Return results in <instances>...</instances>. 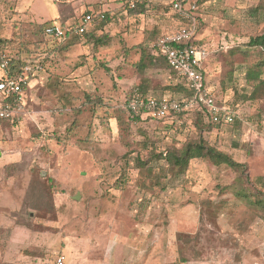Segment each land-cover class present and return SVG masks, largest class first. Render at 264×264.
Wrapping results in <instances>:
<instances>
[{"label": "rangeland", "instance_id": "obj_1", "mask_svg": "<svg viewBox=\"0 0 264 264\" xmlns=\"http://www.w3.org/2000/svg\"><path fill=\"white\" fill-rule=\"evenodd\" d=\"M261 1L198 5L207 84L239 121L199 130L193 113L165 124L125 109L140 82L153 96H183L161 89L180 82L167 69L134 66L136 45L152 46L148 32L183 23L169 0L136 15L124 0H0L4 59L43 66L23 89L19 118L0 119V264H264V213L236 197L234 171L192 159L178 175L163 159L136 160L201 136L245 164L248 178L264 176V98L240 97L252 89L246 69L264 51L230 52L264 30L262 14L250 12ZM89 8L107 13L97 29L110 36L106 45L83 34L62 48L43 36L39 25L59 9L73 23Z\"/></svg>", "mask_w": 264, "mask_h": 264}, {"label": "built area", "instance_id": "obj_2", "mask_svg": "<svg viewBox=\"0 0 264 264\" xmlns=\"http://www.w3.org/2000/svg\"><path fill=\"white\" fill-rule=\"evenodd\" d=\"M130 7H134L139 0H127ZM171 10L183 23L176 29L164 30L156 38L154 46L165 57L168 65L177 71L185 81L191 94L188 97L172 98L169 96L144 95L137 90L131 93L126 110L130 117L140 115L153 120L173 122L182 115H188L193 110L204 109L215 124L229 125L233 121V112L228 105L220 104L212 94L206 82L204 64L208 58V51L203 45L195 43L198 29L197 0H169ZM104 17L93 11L83 14L73 34L83 35L93 26L96 20ZM48 38L62 41L66 37V30L58 21H51L43 29ZM43 70L39 62H28L21 72L8 74V60L4 59L0 65V118L18 119L22 111L21 98L25 85L28 84V74L38 75ZM11 98V100H9ZM63 258L58 257L56 264H63Z\"/></svg>", "mask_w": 264, "mask_h": 264}, {"label": "trees", "instance_id": "obj_3", "mask_svg": "<svg viewBox=\"0 0 264 264\" xmlns=\"http://www.w3.org/2000/svg\"><path fill=\"white\" fill-rule=\"evenodd\" d=\"M151 1L152 0H139L134 7H130L128 1L124 0L123 5L127 9V13L129 15H136V14L145 12L146 6ZM202 1L203 0H197V5H199V3ZM170 8H171V5H170ZM99 12L93 11V13L96 15H98ZM194 12L197 16V13H196L197 9ZM250 12L253 16H260V14H262V17L264 19V0L261 1L259 5L251 7ZM86 13L87 11H85L83 14H86ZM102 13L104 17L101 20H96L93 26L91 27V29L84 33L87 38V42L95 46L106 45L110 41V36L108 35V33H104V32L97 33V29H99L102 26L100 25L101 22L104 20H107V13L106 12H102ZM173 14L175 13L173 12ZM50 22L51 21H46L39 25V27L42 28V32H43L44 26ZM58 22L66 30V37L64 40L62 41L55 40L58 43V47L61 46L63 48V47H67V46L77 43L78 42L77 35L73 34V28L76 26L77 22H73V23L64 22L63 17L61 16L58 18ZM160 34L161 32L159 33V30L157 28L152 29L150 32L147 33V37L149 38V40L153 42L151 48L145 42H141L138 45H136V47L139 50V59L137 62L134 63V66L139 72H144L146 69H150V68L167 69L171 74L179 77L180 82L164 85L163 87H161V89L163 91H169L173 93L180 92V93H183L182 97H188L191 94V91L188 89L187 85L185 84V81L181 78L180 74L177 71L173 70L168 65L165 57L162 56L158 52L156 47L154 46V42ZM43 36L47 37L44 34V32H43ZM7 42L8 40L0 36V65L4 60L3 49L5 45L7 44ZM195 43L199 44V41H195ZM243 46L245 49H243ZM243 46L232 47L230 52H233V54L235 53L246 54L250 48H256L259 51H264V30L260 34L251 36ZM8 62H9L8 74L15 75L21 72L23 69V66L30 61L24 60L20 58L19 56H17L15 58H9ZM39 63L41 64V61H39ZM263 72H264V59L260 60L258 63H255L252 67H249L246 69L245 78H246V81L249 84H251L252 89L248 94L241 95L240 96L241 98L245 100H255L259 97L264 98V77L262 76ZM35 76L36 75H32L31 73L28 74V80H31ZM132 89L133 91L137 90L144 95H151L147 93V91L149 90V84L147 82H140L137 85H134ZM131 93L126 99V102H125L126 107H127L129 98L131 96ZM159 96H163V94H160ZM214 97L220 104L228 105L230 107L231 104L227 100L225 101L218 100L215 95ZM172 98H175V97H172ZM9 100H11V98H9ZM93 102L100 103V100L93 101ZM231 110L233 112V121L229 124V126L235 125L237 127L239 124V121L237 119L238 117L236 116V111L233 107L231 108ZM191 113H193V115L195 116V121H194L195 124L197 125L200 123L201 127L199 128V130H203L204 125H205V128L207 129H210V127L212 126L220 127V124H215L212 122L210 116L207 114V112H205L204 109L193 110ZM131 119H135V120L149 119L150 120L151 118L149 117L142 118L140 115H135L131 117ZM203 119L207 120V122L203 123L204 122L202 121ZM5 120L14 121L16 119H13V120L5 119ZM155 121H161L166 124L164 120H155ZM153 159H163L166 163V166L169 168L170 172H172L173 174H178V175L185 173L192 159H206L214 166L225 165L226 167L230 168L235 173V178H234L235 186L234 187L236 188L233 189V192L236 195V197L254 206L255 208H257L258 210L264 213V176H258L254 180L248 178L246 174L245 164L235 161L230 154L223 152L215 148L214 146L208 144V142L201 136H199L197 139L186 141L179 148L168 147L164 151H161L159 153L152 152L150 157L145 161L144 160L142 161L141 159H139V157H136L138 166L147 164L150 160H153ZM121 181L122 180H120L118 183L120 186L122 185Z\"/></svg>", "mask_w": 264, "mask_h": 264}, {"label": "crops", "instance_id": "obj_4", "mask_svg": "<svg viewBox=\"0 0 264 264\" xmlns=\"http://www.w3.org/2000/svg\"><path fill=\"white\" fill-rule=\"evenodd\" d=\"M87 2H89V1H87ZM90 2H91V1H90ZM90 2H89V3H90ZM99 2H103V0H99ZM86 11H87V12H90V11H92V10H90V8H89V9H87ZM100 12H101V11H100ZM60 13H61V11H60V9H59L58 17H57V18H54L52 21H55V20L58 21V18H59V16H60ZM62 13H63V12H62ZM82 15H83V13H82ZM82 15H81V16H82ZM48 21H51V20H48ZM77 22H78V21H77ZM175 29H176V28H175ZM169 30H173V29H169ZM162 31H164V30H162ZM162 31H161V32H162ZM204 74H205V78H206V73H205V71H204ZM0 75H1V72H0ZM206 82H207V81H206Z\"/></svg>", "mask_w": 264, "mask_h": 264}, {"label": "water", "instance_id": "obj_5", "mask_svg": "<svg viewBox=\"0 0 264 264\" xmlns=\"http://www.w3.org/2000/svg\"><path fill=\"white\" fill-rule=\"evenodd\" d=\"M78 198H79V195L76 194V195L74 196V199H78Z\"/></svg>", "mask_w": 264, "mask_h": 264}]
</instances>
